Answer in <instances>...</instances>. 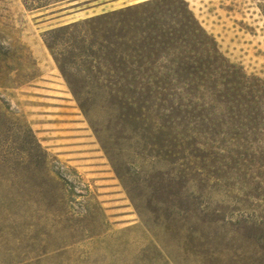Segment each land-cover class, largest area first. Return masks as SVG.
Here are the masks:
<instances>
[{
    "label": "trees",
    "instance_id": "trees-1",
    "mask_svg": "<svg viewBox=\"0 0 264 264\" xmlns=\"http://www.w3.org/2000/svg\"><path fill=\"white\" fill-rule=\"evenodd\" d=\"M46 34L144 226L154 216V224L177 231L179 243L206 241L205 228L231 226L217 256L260 263L264 208L253 216L230 203L240 195L264 202V82L221 54L184 0H145ZM61 35L73 44L58 53ZM0 121L10 123L1 111ZM48 181L61 195L59 181ZM216 196L225 201L213 203ZM234 208L241 215L232 219Z\"/></svg>",
    "mask_w": 264,
    "mask_h": 264
},
{
    "label": "rangeland",
    "instance_id": "rangeland-1",
    "mask_svg": "<svg viewBox=\"0 0 264 264\" xmlns=\"http://www.w3.org/2000/svg\"><path fill=\"white\" fill-rule=\"evenodd\" d=\"M184 1L221 54L264 82V0ZM67 2L0 0V111L10 121H0V264H230L217 254L231 226L205 228L210 239L194 243H179L154 216L144 226L45 45L48 30L95 16L60 24L72 19V6L60 7ZM60 37L58 53L73 44ZM238 201L230 204L248 207L244 214L264 208L259 199Z\"/></svg>",
    "mask_w": 264,
    "mask_h": 264
},
{
    "label": "crops",
    "instance_id": "crops-1",
    "mask_svg": "<svg viewBox=\"0 0 264 264\" xmlns=\"http://www.w3.org/2000/svg\"><path fill=\"white\" fill-rule=\"evenodd\" d=\"M66 1L68 2L65 5H61L60 7L67 6L65 8H69L70 6H72L71 9H67V10L74 9V11L67 14V16L72 17V19H70L67 22L60 23V24H64V23L66 24L71 21H75L79 19L80 17L82 18L89 17L92 15L106 12L108 10H113V9L120 8L123 6H128L129 4L133 3L129 0H66ZM136 1H142V0H136ZM59 2L61 1H58V3ZM51 5H54V4H48L43 7L47 8V7H50ZM74 16H76V18H73ZM54 20H58V18ZM54 20H49L48 22H52Z\"/></svg>",
    "mask_w": 264,
    "mask_h": 264
}]
</instances>
